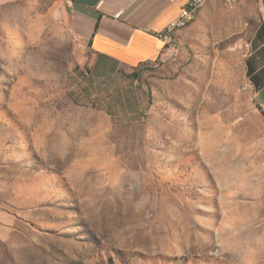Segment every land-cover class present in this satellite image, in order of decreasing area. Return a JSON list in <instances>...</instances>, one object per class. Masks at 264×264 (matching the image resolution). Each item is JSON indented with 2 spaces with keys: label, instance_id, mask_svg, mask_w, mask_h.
I'll use <instances>...</instances> for the list:
<instances>
[{
  "label": "rangeland",
  "instance_id": "obj_1",
  "mask_svg": "<svg viewBox=\"0 0 264 264\" xmlns=\"http://www.w3.org/2000/svg\"><path fill=\"white\" fill-rule=\"evenodd\" d=\"M58 2L1 9L0 264H264L257 21L220 1L222 20L128 68Z\"/></svg>",
  "mask_w": 264,
  "mask_h": 264
},
{
  "label": "crops",
  "instance_id": "obj_2",
  "mask_svg": "<svg viewBox=\"0 0 264 264\" xmlns=\"http://www.w3.org/2000/svg\"><path fill=\"white\" fill-rule=\"evenodd\" d=\"M40 0H0L1 9ZM223 0H209L198 11L187 29L175 32L192 38L194 31L228 14L221 9ZM189 0H59L57 10L68 21L71 31L90 53L102 60L128 68L154 62L164 42L158 37ZM224 2V1H223ZM22 3V4H23ZM235 23L255 20L245 44L242 69L255 102L264 114V11L256 0H238L230 12ZM184 39V38H183Z\"/></svg>",
  "mask_w": 264,
  "mask_h": 264
},
{
  "label": "built area",
  "instance_id": "obj_3",
  "mask_svg": "<svg viewBox=\"0 0 264 264\" xmlns=\"http://www.w3.org/2000/svg\"><path fill=\"white\" fill-rule=\"evenodd\" d=\"M209 0H189L187 5L182 8L179 15L171 21L166 28L158 34V37L164 42V51L158 57H162L166 53L172 51L175 47V32H173V25L182 24L186 26L192 23V12L198 5H204ZM227 6H234L238 0H223ZM257 7L264 11V0H256Z\"/></svg>",
  "mask_w": 264,
  "mask_h": 264
},
{
  "label": "bare ground",
  "instance_id": "obj_4",
  "mask_svg": "<svg viewBox=\"0 0 264 264\" xmlns=\"http://www.w3.org/2000/svg\"><path fill=\"white\" fill-rule=\"evenodd\" d=\"M203 5H198L196 8H195V11L192 12V22L194 21L198 11L200 10V8L202 7ZM189 24H187L186 26H188ZM186 26H183L182 24H175L173 25V32H176Z\"/></svg>",
  "mask_w": 264,
  "mask_h": 264
}]
</instances>
